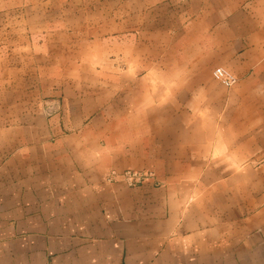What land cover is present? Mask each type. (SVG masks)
I'll use <instances>...</instances> for the list:
<instances>
[{
    "label": "crops",
    "instance_id": "0c3cea01",
    "mask_svg": "<svg viewBox=\"0 0 264 264\" xmlns=\"http://www.w3.org/2000/svg\"><path fill=\"white\" fill-rule=\"evenodd\" d=\"M0 264H264V0H0Z\"/></svg>",
    "mask_w": 264,
    "mask_h": 264
},
{
    "label": "built area",
    "instance_id": "2783aa9c",
    "mask_svg": "<svg viewBox=\"0 0 264 264\" xmlns=\"http://www.w3.org/2000/svg\"><path fill=\"white\" fill-rule=\"evenodd\" d=\"M213 76L216 80L220 81L221 84L226 87H231L237 82V78L223 67L215 68L213 70ZM51 109L52 107H48V111H50ZM105 177V181L107 183H113V181L119 180V182L121 181L120 183L129 187L141 185L143 183L142 181L145 179V175H142L136 171L129 170L121 173L112 171L109 172V174H107Z\"/></svg>",
    "mask_w": 264,
    "mask_h": 264
},
{
    "label": "rangeland",
    "instance_id": "374dc122",
    "mask_svg": "<svg viewBox=\"0 0 264 264\" xmlns=\"http://www.w3.org/2000/svg\"><path fill=\"white\" fill-rule=\"evenodd\" d=\"M136 171V172H139L140 174H142V175H145V179L142 181L143 183L144 182H146L147 180H153L154 182H158L157 181V179H156V174L153 172V171H149V170H133V169H124V170H110L109 172H112V171H116V172H119V173H121V172H124V171ZM109 172H107V173H105L104 175H103V177H102V180H103V182L104 183H106V184H114V183H119V184H122V183H120L119 182V180H115V181H113V183L111 182V183H107L106 181H105V176L107 175V174H109ZM142 183V184H143ZM141 184V185H142ZM124 185V184H123ZM126 186V185H125ZM138 186H140V185H138ZM126 187H129V186H126ZM134 187H137V186H134Z\"/></svg>",
    "mask_w": 264,
    "mask_h": 264
}]
</instances>
